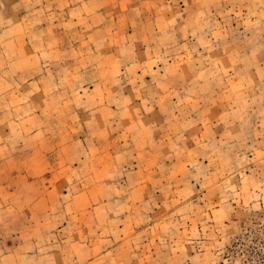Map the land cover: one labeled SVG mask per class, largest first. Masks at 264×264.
<instances>
[{
  "label": "rangeland",
  "instance_id": "1",
  "mask_svg": "<svg viewBox=\"0 0 264 264\" xmlns=\"http://www.w3.org/2000/svg\"><path fill=\"white\" fill-rule=\"evenodd\" d=\"M8 149L53 221L0 264H264V0H0Z\"/></svg>",
  "mask_w": 264,
  "mask_h": 264
},
{
  "label": "crops",
  "instance_id": "2",
  "mask_svg": "<svg viewBox=\"0 0 264 264\" xmlns=\"http://www.w3.org/2000/svg\"><path fill=\"white\" fill-rule=\"evenodd\" d=\"M10 155L12 153L8 149V154L4 156V164L0 165V170L3 169V172L6 173L7 171L8 173L7 176L4 174L0 179V236L3 238L0 239V248L3 251L13 253L15 259H18L23 252L21 247L29 243H36L35 239H31L32 236L42 234V225L36 224L35 221L38 218L43 221H53V215H50L52 210L49 213L48 210L54 202H51L50 199L49 201L42 198L38 200L37 196L33 195V191L38 187H48V184L46 185L47 180L36 178L34 172L25 168L24 164L29 165L28 163L21 164L19 161L16 163V159L9 158ZM11 161H15L14 164L16 165L14 167H9ZM51 190L52 188L45 192L48 193ZM23 195L27 205L20 208L15 199ZM46 198L48 199L47 195ZM39 202L41 203V209L38 208ZM32 213H34V217ZM48 216L51 218H48ZM50 223L52 224V222ZM48 225L50 224H43L45 231ZM25 235H29L27 239L29 243L26 240H21L22 236ZM33 250H35L34 247Z\"/></svg>",
  "mask_w": 264,
  "mask_h": 264
}]
</instances>
